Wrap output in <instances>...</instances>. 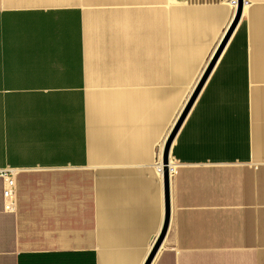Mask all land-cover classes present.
<instances>
[{
	"label": "crops",
	"instance_id": "1",
	"mask_svg": "<svg viewBox=\"0 0 264 264\" xmlns=\"http://www.w3.org/2000/svg\"><path fill=\"white\" fill-rule=\"evenodd\" d=\"M0 0V264H264V0ZM12 176L15 196L4 197Z\"/></svg>",
	"mask_w": 264,
	"mask_h": 264
},
{
	"label": "water",
	"instance_id": "2",
	"mask_svg": "<svg viewBox=\"0 0 264 264\" xmlns=\"http://www.w3.org/2000/svg\"><path fill=\"white\" fill-rule=\"evenodd\" d=\"M243 4H244V0H239L238 2V9H237V17L236 20L234 21L233 25L231 26V31L230 33L234 30L235 26L237 25V23L239 22L241 16H242V9H243ZM194 99L190 102V104L188 105V107L186 108V110L184 111L185 113L180 117V120L177 122V124L174 127V130L171 132V134L168 136L166 142H165V149H164V154H163V164H164V172H163V177H164V192L166 193V201H165V209H166V219H165V223H164V229L161 233V235L159 236V238L157 239V243L155 244L152 253L150 255V259L148 260L147 264H150L152 262L153 256L155 255V253L157 252V250L160 248V246L163 243V240L167 234V230L169 228V222H170V217H171V171H170V152H171V147H172V142L175 139L177 133L180 130V126L184 120V118L186 117V115L188 114V110L191 107L192 103H193Z\"/></svg>",
	"mask_w": 264,
	"mask_h": 264
},
{
	"label": "built area",
	"instance_id": "3",
	"mask_svg": "<svg viewBox=\"0 0 264 264\" xmlns=\"http://www.w3.org/2000/svg\"><path fill=\"white\" fill-rule=\"evenodd\" d=\"M238 2L239 0H232V4L233 5H238ZM162 167L164 168V164L162 163L161 166L159 167V170L161 172V174H163V169ZM6 186H5V189H4V197L7 198V199H12L14 196H15V186H16V183L14 182V179L12 176H9L7 179H6Z\"/></svg>",
	"mask_w": 264,
	"mask_h": 264
},
{
	"label": "bare ground",
	"instance_id": "4",
	"mask_svg": "<svg viewBox=\"0 0 264 264\" xmlns=\"http://www.w3.org/2000/svg\"><path fill=\"white\" fill-rule=\"evenodd\" d=\"M169 166H170V171H171V161H170V164H169ZM162 169H163V172H164V168L162 167Z\"/></svg>",
	"mask_w": 264,
	"mask_h": 264
},
{
	"label": "rangeland",
	"instance_id": "5",
	"mask_svg": "<svg viewBox=\"0 0 264 264\" xmlns=\"http://www.w3.org/2000/svg\"><path fill=\"white\" fill-rule=\"evenodd\" d=\"M170 160V159H169ZM173 173H171V176H172Z\"/></svg>",
	"mask_w": 264,
	"mask_h": 264
}]
</instances>
